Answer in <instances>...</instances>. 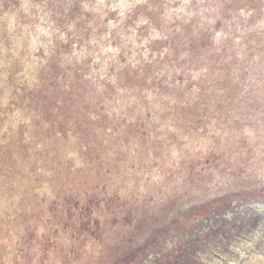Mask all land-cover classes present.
I'll return each instance as SVG.
<instances>
[{
  "label": "rangeland",
  "instance_id": "obj_1",
  "mask_svg": "<svg viewBox=\"0 0 264 264\" xmlns=\"http://www.w3.org/2000/svg\"><path fill=\"white\" fill-rule=\"evenodd\" d=\"M0 264H264V0H0Z\"/></svg>",
  "mask_w": 264,
  "mask_h": 264
},
{
  "label": "flooded vegetation",
  "instance_id": "obj_2",
  "mask_svg": "<svg viewBox=\"0 0 264 264\" xmlns=\"http://www.w3.org/2000/svg\"><path fill=\"white\" fill-rule=\"evenodd\" d=\"M51 203L53 204L52 207H54V204L56 203V201L55 200H52ZM74 206L76 207V205H74ZM49 210L52 211V208H49Z\"/></svg>",
  "mask_w": 264,
  "mask_h": 264
}]
</instances>
